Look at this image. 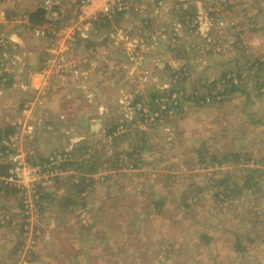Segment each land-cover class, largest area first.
<instances>
[{
    "label": "rangeland",
    "instance_id": "374dc122",
    "mask_svg": "<svg viewBox=\"0 0 264 264\" xmlns=\"http://www.w3.org/2000/svg\"><path fill=\"white\" fill-rule=\"evenodd\" d=\"M115 1L0 0V264H264V0Z\"/></svg>",
    "mask_w": 264,
    "mask_h": 264
},
{
    "label": "trees",
    "instance_id": "16d2710c",
    "mask_svg": "<svg viewBox=\"0 0 264 264\" xmlns=\"http://www.w3.org/2000/svg\"><path fill=\"white\" fill-rule=\"evenodd\" d=\"M121 12H115V10L114 11H112V12H110V13H105V14H103V15H101L97 20H101L100 22L102 23L104 20H107V21H109V20H111V16H112V14L113 15H115V14H120ZM46 14H47V8H45V7H37L35 10H33V11H31L30 12V19H29V23H30V27L31 28H33V27H36L37 25H41V24H43L44 22H46V21H48L49 19L46 17ZM96 20V21H97ZM95 21V22H96ZM256 63V65H257V69H258V71H259V69H260V67H261V65L264 63V62H260V61H256L255 62ZM218 81H217V79L213 82V84L212 85H208L207 84V82H204V83H202V81H201V83H202V85L204 86V87H208L207 89H210V91L209 92H207L206 94H204V95H200L199 93H197V94H191L188 98H186V96L185 95H183V99L185 100V101H195L196 103H201V101H204V102H206V100H207V95L208 94H210V93H212V91H213V89L215 88V86H216V83H217ZM177 83H179V82H177ZM211 83V82H210ZM225 85V88H224V91L222 92V93H224L226 96H228V94H230V93H233V92H235V91H237V90H239L240 89V87H237V85H238V83L237 82H235V80H234V78L233 77H229V79H228V82L227 83H225L224 84ZM174 86H176V84L174 85ZM210 87V88H209ZM197 90H199L198 88H196ZM158 95H160L159 93H156L155 92V94H154V96L153 97H155V96H157L158 97ZM156 97V98H157ZM213 98H216V95L215 94H213ZM221 100H223V98L221 99ZM158 101H159V99H158ZM183 101L181 102V105H183ZM176 104H180L179 102L178 103H176ZM174 104L173 103H171L170 104V106H173ZM151 107L153 108V109H155V111L157 110V109H160L159 107H158V104H152L151 105ZM161 114L163 113V111L161 110V112H160ZM158 117H160L159 115H158ZM10 130H12V129H10Z\"/></svg>",
    "mask_w": 264,
    "mask_h": 264
},
{
    "label": "built area",
    "instance_id": "2783aa9c",
    "mask_svg": "<svg viewBox=\"0 0 264 264\" xmlns=\"http://www.w3.org/2000/svg\"><path fill=\"white\" fill-rule=\"evenodd\" d=\"M118 1V0H117ZM117 1H115L114 3H112L111 4V6H110V8L108 7V6H106V9H105V12L104 13H110L111 12V10L113 9V8H122V5L123 4H121L120 5V1H118V3H117ZM119 4V5H118ZM157 112H160V111H157ZM159 115V114H158ZM157 115V116H158Z\"/></svg>",
    "mask_w": 264,
    "mask_h": 264
},
{
    "label": "crops",
    "instance_id": "0c3cea01",
    "mask_svg": "<svg viewBox=\"0 0 264 264\" xmlns=\"http://www.w3.org/2000/svg\"><path fill=\"white\" fill-rule=\"evenodd\" d=\"M47 84H48V81H46L44 83V85H43L42 81H41V84L40 83H38V84L32 83V88L35 89V91H38L39 88H44Z\"/></svg>",
    "mask_w": 264,
    "mask_h": 264
}]
</instances>
